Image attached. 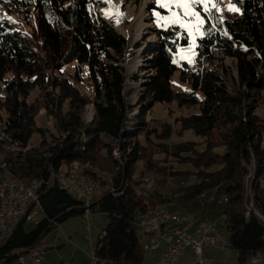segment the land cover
Segmentation results:
<instances>
[{
	"label": "trees",
	"instance_id": "1",
	"mask_svg": "<svg viewBox=\"0 0 264 264\" xmlns=\"http://www.w3.org/2000/svg\"><path fill=\"white\" fill-rule=\"evenodd\" d=\"M235 2L241 11L233 17L204 12L203 35L189 60H178L190 41L187 32L174 25L156 28L159 43L150 47L148 65L155 74L142 99L149 108L144 105L134 116L138 130L128 132L133 108L124 92L128 40L99 12L107 3L0 0V8L25 26L19 31L0 17V130L9 144L23 150L5 153L0 180L15 175L27 182L42 180L45 215L32 230L25 229L22 219L3 243L1 256L40 245L55 225L84 216L89 208L90 214L109 218L93 247L96 264H145L139 216L152 207L188 205L209 192L212 201L206 206L224 204L229 247L239 261L264 255V0ZM227 56L237 60L236 92L210 65ZM91 103L95 116L87 122L84 112ZM157 103L197 106L199 111L176 117L179 126L166 118L148 120ZM42 114L52 125L39 123ZM186 131L202 140L174 139ZM142 133L150 144L140 141ZM103 137L118 141L120 158ZM5 145L0 142V152ZM153 149L193 169L165 165L154 159ZM140 162L144 168L139 172ZM65 167L68 172L77 167L99 186L89 207L58 181L50 182ZM138 172L157 176L161 188L169 178L197 180L145 195L137 189L142 182L136 179Z\"/></svg>",
	"mask_w": 264,
	"mask_h": 264
},
{
	"label": "rangeland",
	"instance_id": "2",
	"mask_svg": "<svg viewBox=\"0 0 264 264\" xmlns=\"http://www.w3.org/2000/svg\"><path fill=\"white\" fill-rule=\"evenodd\" d=\"M103 1H105L107 5L99 8V12L101 13L102 17L105 18V20L112 22L114 27L128 40L127 47L129 49V56L127 57L124 63L125 77H126L124 92L128 104L131 107H133L129 113V118H128L129 120L130 119L131 120L129 121V124L128 123L126 124L125 127V130L128 132L137 131L139 128V126L135 124L136 121L134 119V116L140 112V110L144 105H146V103L142 104V99L145 96L146 85L150 80V78L155 74L154 70L148 66L149 60L151 58L149 52L150 47L156 46L159 43V39L157 35L155 36V30L156 28H167L169 26H172L165 24V22L162 21L160 17L161 16L171 17L172 12L175 11L179 14L180 18L185 21L186 24L192 25L191 28L174 25V26H178L179 29L187 32L188 35L189 32L191 31V35H189V40H190L189 44L186 47L181 48L178 54V60H189L195 56L198 38L203 35V28L205 24L204 12L209 14L216 12L219 18L224 19L227 17H233L241 11V7L237 2H235V0H206L208 4V11H204L202 5H197L194 9V11L200 13V18L203 21V23L199 24V28L197 30L196 25L198 22L196 21L195 17L184 16L183 9L177 8L175 5H171L170 8H162L160 7V3H158V0H139V1L103 0ZM151 4H153L152 7H150ZM213 4L215 5V7L212 6ZM230 7L233 10L230 11L229 10ZM144 13L147 14L144 22L148 21L152 24V26L148 27V29L146 28L140 31L138 29V23L141 14ZM157 13L159 15H157ZM0 17L7 19L17 30L25 31V26L22 24L19 17L10 16L6 12H4L1 8H0ZM9 17L11 18V20L8 19ZM142 25L145 26L144 23ZM138 58L142 59V62L139 65H137L134 69H132V67L130 66L131 63L134 60H137ZM210 65L213 68L217 69L223 75L224 82L226 83L230 91L236 92L239 89L236 58L227 56L223 61L215 60ZM178 74L179 73H176L175 79H178ZM146 106L148 109L149 108L148 105ZM197 111H199L197 106L188 109V108H179L176 104L157 103L149 111L147 115V119L150 120L151 118H157L161 120L166 118L171 123L175 122L174 124L176 126H179V124L176 123L175 121L176 117H178L179 115H185ZM259 112L262 113V110L260 109ZM94 116H95V107L92 103L88 104L84 112V119L87 122H90L94 118ZM39 123L52 125V120L46 118V116L42 114L39 118ZM103 138L105 141L113 145L115 156L117 158H120L121 150L119 149L118 141L110 137H103ZM139 139L144 145L150 144V142L146 140L144 133H142L139 136ZM174 139L176 140L186 139V140H195V141L202 140V138L196 136L192 131H186L183 137H178L177 135H175ZM152 140L155 143L157 141L155 136H152ZM39 141L40 138L36 136L34 142L37 143ZM0 142L7 144L4 146V151L0 152V163L2 162L3 156L5 155L6 152H14L15 154L23 153L22 152L23 150L21 148H19L16 145H12L8 143L6 134H4L2 130H0ZM150 151L154 159H158L159 162H162L165 165H169L172 163V165H174V167L178 170L193 169L191 165H182L176 161H173L172 158L166 156V154L159 153L154 149ZM148 155L150 156V154ZM4 166L5 164L2 163V168ZM143 168H144V163L140 162L138 165V171L139 172L142 171ZM139 172L136 175V179L142 180V182L137 187V189L138 191L144 193L145 195L147 194L150 195L154 193L156 190L171 192L170 189L177 190L179 186L186 185L188 183H192L197 180L194 176H191L189 179L169 178L165 183L162 184V185H166V187L161 188L158 185H156V181H154V179L158 178L157 176L150 173H146L145 175H142ZM54 174H59L62 180L65 179L67 180V178H69L68 180L70 181H72V178H70L72 174H79L82 176L85 175L88 181L91 182V185L95 187V191H97V194L101 191L99 186L95 185L94 181H92L88 175L79 171L77 167H74V169L70 170L69 172L68 169L65 167L63 170L53 173L50 177V182L52 183L58 181V178H56L55 181L52 180ZM253 174H254V168L251 169V172L247 176V181L251 178V176H253ZM5 180H0V181H5ZM210 201H212V194H210L209 192L205 195H202L198 200L188 205L177 206L174 204H167L160 207H152L151 209L159 208L166 211L168 210V212L179 215L187 220L186 216L169 211L170 210L169 206L173 205L174 207L185 209L187 213H195V214L197 213L199 217L203 218L200 220H210L215 225V233L217 232L216 235L218 234L220 237V242H219L220 244H218L215 247V245L217 244L216 243L214 247L213 246L211 248L209 247L208 250H205L206 248L204 249L206 252V254H204L205 258L211 260V263L207 262L206 264H242L238 259V254L236 250L229 247L230 234L225 224V217L223 213L224 204L221 203L217 207L206 206L205 204L209 203ZM37 212L38 215L36 218L23 219L24 227L26 230L34 229L36 227L37 222L41 221L44 218L45 215L41 207L37 208ZM139 220H140V216L137 220L136 227L139 229V231L143 233L139 225ZM186 220H184L182 223H178L174 220H170V221H174L176 224L181 225ZM170 221L166 222L165 225ZM108 222H109L108 215L105 213L98 212L93 214H85L84 216L71 217L66 221L62 222L61 224L55 225L52 228V230H50L47 234H45V236H43L40 240V245L45 247V252L43 254L44 264H96L93 255V247ZM165 225H164V230H165ZM179 230H183V228H179ZM165 232L176 234L175 232H169L167 230H165ZM218 235H217V239H218ZM143 236H144L143 238V246H144V242H145L144 233ZM223 238H225L226 240ZM189 250L190 248L186 249L185 255L181 257L180 262L178 264H190L189 263L190 261L187 256ZM145 256H146V260L149 261L148 259L150 257V253L146 252ZM255 257L256 258L260 257V261L253 263V259ZM255 257L244 264H264V255L259 254ZM146 263L147 262H145V264Z\"/></svg>",
	"mask_w": 264,
	"mask_h": 264
},
{
	"label": "built area",
	"instance_id": "3",
	"mask_svg": "<svg viewBox=\"0 0 264 264\" xmlns=\"http://www.w3.org/2000/svg\"><path fill=\"white\" fill-rule=\"evenodd\" d=\"M17 179L19 178L14 176L10 180V184L4 187L5 198L0 199V249L16 225L24 218H36L38 215L37 208L41 207L39 189L43 181H39L38 186L22 187L17 186ZM52 180H56L55 175ZM72 193L77 197L76 188H73ZM88 193H96L97 195V191H91L90 188H87L85 198L77 197L79 200H83L87 207L90 206ZM87 214H90L89 208ZM170 220L183 222V217L170 212L158 218H150L149 213L140 216L139 225L145 234L144 249L152 251V236H159L162 252L157 264H176L187 246L192 247V264L209 262L204 256V249L217 243L214 223L209 221L199 229L187 230L182 239L172 240L161 236V228ZM44 252L45 247L41 245L18 248L4 256L0 255V264H44ZM258 261H260V257L253 259V263Z\"/></svg>",
	"mask_w": 264,
	"mask_h": 264
},
{
	"label": "bare ground",
	"instance_id": "4",
	"mask_svg": "<svg viewBox=\"0 0 264 264\" xmlns=\"http://www.w3.org/2000/svg\"><path fill=\"white\" fill-rule=\"evenodd\" d=\"M144 8H145V6H144ZM146 16H147V14H145V13L141 14V17H140V20L138 23V29L140 31L143 29H146V28L148 29V27L152 26V24L150 22H148V21L144 22V20L146 19ZM143 23L145 26L142 25ZM155 36H156V34H155ZM138 59L134 60L131 63L130 66L132 67V69H134L137 65H139L142 62V59H139V60ZM54 175H55V179L58 178V183L62 188L70 190L71 192H73V188H76L78 198H85V195H87V188H90L91 191H95V187H93L91 185V182L88 181V179L85 177V175L82 176L79 174H72V176H70V178H72V181L68 180L69 178H67L68 181L66 179H65L66 181L62 180L60 178L59 174H54ZM74 175H76V176H74ZM13 177H10L5 181H0V199L5 198V188L4 187L8 186L10 184V180ZM17 178H19V179H17V186L32 187V186H38L39 185V181L27 182V181L21 179L20 177H17ZM94 196H95V193H88L89 203L92 202V199L94 198ZM167 212L168 211L162 210L159 208L158 209L157 208H153V209L150 208L144 214L149 213L150 218H158V217L164 216V214H166ZM184 220H186V219L183 218V221ZM207 222H209V220H201L198 224H196L194 229H199V227H202ZM178 223H182V222H178ZM185 232H187V230H181L178 233L174 234V233L165 232L164 227L161 228V236H165V239L180 240L183 238ZM152 243H153V250L159 249L160 248L159 236H152ZM147 251H150V250H147Z\"/></svg>",
	"mask_w": 264,
	"mask_h": 264
},
{
	"label": "snow or ice",
	"instance_id": "5",
	"mask_svg": "<svg viewBox=\"0 0 264 264\" xmlns=\"http://www.w3.org/2000/svg\"><path fill=\"white\" fill-rule=\"evenodd\" d=\"M158 3H160V7L162 8H170L171 5H175L177 8L183 9V15L184 16H190L195 17L196 21L198 22L196 27L197 30L199 28V24L203 23V21L200 18V13L194 11L195 7L197 5H202L204 11H208V4L206 0H158ZM215 7V5H212ZM230 11L233 10L231 7L229 9ZM157 15H159L157 13ZM11 20V18H8ZM160 19L165 22V24L168 25H178L180 27H188L191 28L192 25L186 24L184 20H182L177 12H172L171 17L167 16H161ZM159 22V21H158ZM189 35H191V31L189 32Z\"/></svg>",
	"mask_w": 264,
	"mask_h": 264
},
{
	"label": "crops",
	"instance_id": "6",
	"mask_svg": "<svg viewBox=\"0 0 264 264\" xmlns=\"http://www.w3.org/2000/svg\"><path fill=\"white\" fill-rule=\"evenodd\" d=\"M169 209H170L169 211H171L173 213H178L180 215H184L187 218V220L183 224H181V225L176 224L174 221H170L169 223H167L165 225V230H167L169 232L178 233L179 231H181V230H179V228H183V230H186L187 229V230L192 231L195 228L196 224H198L201 221L200 219H203V218L199 217V215L197 213L196 214L195 213H187L185 211V209H182V208H179V207H174L173 205L172 206L170 205L169 206ZM207 219H209V218H207ZM223 239H225V238H223ZM219 242H220V237L218 235V242L215 245V247L218 244H220ZM187 248H190V250L188 251V255L187 256H188V259L190 261L189 263L192 264V247L191 246L185 247V249L183 250V252L181 254V257L183 255H185V251H186ZM208 249L209 248H206L205 250H208ZM205 250H204V254H206ZM146 252L150 253V257L148 259L149 261L145 260V262H147L146 264H157L158 261L160 260L162 249L159 248V249H156V250H153V251H146ZM181 257H180V259H181ZM208 261H209V263H211V260H208ZM179 262H180V260L176 264H178Z\"/></svg>",
	"mask_w": 264,
	"mask_h": 264
},
{
	"label": "water",
	"instance_id": "7",
	"mask_svg": "<svg viewBox=\"0 0 264 264\" xmlns=\"http://www.w3.org/2000/svg\"><path fill=\"white\" fill-rule=\"evenodd\" d=\"M128 46V45H127ZM128 48V47H127Z\"/></svg>",
	"mask_w": 264,
	"mask_h": 264
}]
</instances>
